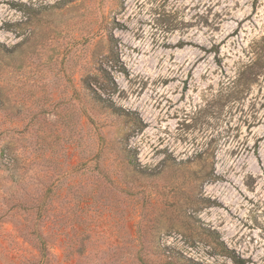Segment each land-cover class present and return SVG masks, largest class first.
<instances>
[{"label":"rangeland","instance_id":"obj_1","mask_svg":"<svg viewBox=\"0 0 264 264\" xmlns=\"http://www.w3.org/2000/svg\"><path fill=\"white\" fill-rule=\"evenodd\" d=\"M0 204V264H264V0H0Z\"/></svg>","mask_w":264,"mask_h":264},{"label":"trees","instance_id":"obj_2","mask_svg":"<svg viewBox=\"0 0 264 264\" xmlns=\"http://www.w3.org/2000/svg\"><path fill=\"white\" fill-rule=\"evenodd\" d=\"M80 83L82 88L81 91H84L83 93H85L88 96L89 100L93 104L100 105L101 107L104 108H110L113 113L118 114L117 109L114 107L115 104L113 101V96L117 93L118 86L116 81L112 77L111 72L107 68L102 67V65L99 67H95L92 72L82 76ZM125 165L128 168H133L137 174L140 175L145 174L144 170L135 168L131 161H127ZM149 175H152V173H149ZM51 189L52 188L46 189L45 194L48 193ZM51 204L52 203L44 202V203H39L37 205L38 206L37 212L41 215V217L44 216V219L47 218V213L51 209ZM12 208L30 210L35 207L32 205H28L27 203L20 202L16 205H13ZM4 209H5V205L0 204V213ZM60 214L61 217L65 215L62 212ZM30 234L33 235L38 240V248L41 253V258L43 259V261H47L48 244L46 240L42 237V235L38 233V224L35 225V227L33 228ZM225 252L227 254H230V256L234 258L236 262L238 263L241 262L240 259H238L235 255H232L229 249H227L226 247H225ZM162 255L164 256V263L168 261V263L170 264H192L187 261L182 263L179 259H176V257L171 253H163Z\"/></svg>","mask_w":264,"mask_h":264}]
</instances>
